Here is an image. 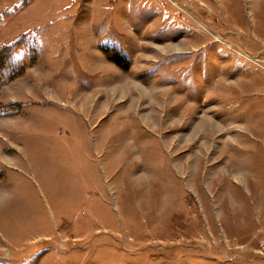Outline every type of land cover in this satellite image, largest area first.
<instances>
[{"label":"rangeland","instance_id":"1","mask_svg":"<svg viewBox=\"0 0 264 264\" xmlns=\"http://www.w3.org/2000/svg\"><path fill=\"white\" fill-rule=\"evenodd\" d=\"M7 46L0 264H264V0H0Z\"/></svg>","mask_w":264,"mask_h":264},{"label":"trees","instance_id":"2","mask_svg":"<svg viewBox=\"0 0 264 264\" xmlns=\"http://www.w3.org/2000/svg\"><path fill=\"white\" fill-rule=\"evenodd\" d=\"M13 51L14 48L7 46L5 48L0 49V85L3 84L5 80H2L4 76H9L10 78H15L18 74L16 71L17 68H19L18 65H15V62L13 60ZM114 63H116L118 66H121V63L118 59H112ZM11 68L12 73L6 74L7 70Z\"/></svg>","mask_w":264,"mask_h":264}]
</instances>
